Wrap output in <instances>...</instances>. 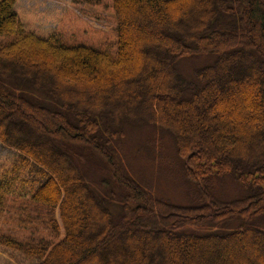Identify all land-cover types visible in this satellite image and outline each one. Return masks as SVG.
<instances>
[{
	"label": "trees",
	"instance_id": "16d2710c",
	"mask_svg": "<svg viewBox=\"0 0 264 264\" xmlns=\"http://www.w3.org/2000/svg\"><path fill=\"white\" fill-rule=\"evenodd\" d=\"M15 1L0 0V36L12 37L0 45V143L18 154L0 169V209L13 194L29 210L21 223L48 230L24 254L264 264V0H112L113 56L24 30ZM189 56L205 62L184 76ZM137 122L171 138L184 180L203 186L194 203L171 204L129 173L121 147ZM225 178L241 193L223 202L213 191Z\"/></svg>",
	"mask_w": 264,
	"mask_h": 264
},
{
	"label": "rangeland",
	"instance_id": "374dc122",
	"mask_svg": "<svg viewBox=\"0 0 264 264\" xmlns=\"http://www.w3.org/2000/svg\"><path fill=\"white\" fill-rule=\"evenodd\" d=\"M14 11L23 29L38 37L53 36L66 45H83L111 56L116 52L112 0H16ZM11 40L10 35H2L0 45ZM179 62V70L188 76L201 67L205 59L189 56ZM121 154L131 176L154 196L171 204L194 203L195 193L203 189V186H197L199 190L184 180L181 160L171 138L151 125L137 122L126 128ZM17 158V152L0 143V169L11 165ZM240 193V188L229 178L215 182L213 194L223 202L238 198ZM14 197L13 194L7 197L4 208L0 209V264H36V259L26 256L20 246L33 236L45 237L48 230L38 218L31 226L21 223L29 210H18ZM53 216L59 225L58 209L54 210Z\"/></svg>",
	"mask_w": 264,
	"mask_h": 264
}]
</instances>
